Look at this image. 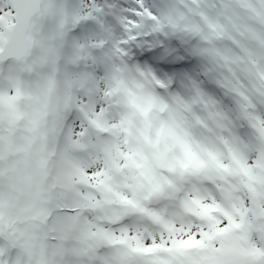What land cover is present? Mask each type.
Segmentation results:
<instances>
[{
	"label": "snow or ice",
	"instance_id": "1",
	"mask_svg": "<svg viewBox=\"0 0 264 264\" xmlns=\"http://www.w3.org/2000/svg\"><path fill=\"white\" fill-rule=\"evenodd\" d=\"M0 264H264V0H0Z\"/></svg>",
	"mask_w": 264,
	"mask_h": 264
}]
</instances>
